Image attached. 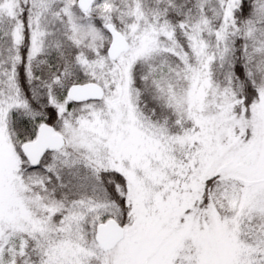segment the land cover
I'll use <instances>...</instances> for the list:
<instances>
[{
	"label": "snow or ice",
	"instance_id": "snow-or-ice-1",
	"mask_svg": "<svg viewBox=\"0 0 264 264\" xmlns=\"http://www.w3.org/2000/svg\"><path fill=\"white\" fill-rule=\"evenodd\" d=\"M0 264H264V0H0Z\"/></svg>",
	"mask_w": 264,
	"mask_h": 264
}]
</instances>
